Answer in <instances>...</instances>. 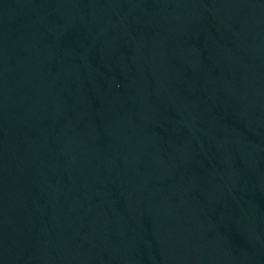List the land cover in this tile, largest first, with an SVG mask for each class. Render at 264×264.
Returning <instances> with one entry per match:
<instances>
[{
    "label": "water",
    "instance_id": "95a60500",
    "mask_svg": "<svg viewBox=\"0 0 264 264\" xmlns=\"http://www.w3.org/2000/svg\"><path fill=\"white\" fill-rule=\"evenodd\" d=\"M0 264H264V0H0Z\"/></svg>",
    "mask_w": 264,
    "mask_h": 264
}]
</instances>
